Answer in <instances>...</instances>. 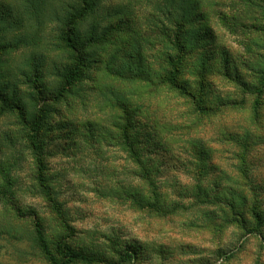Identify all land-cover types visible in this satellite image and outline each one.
<instances>
[{
    "label": "rangeland",
    "instance_id": "obj_1",
    "mask_svg": "<svg viewBox=\"0 0 264 264\" xmlns=\"http://www.w3.org/2000/svg\"><path fill=\"white\" fill-rule=\"evenodd\" d=\"M167 1L0 0V91L24 115L0 113V264H50L37 230L53 254L64 243L112 264H120L126 253L131 257L125 264H264V240L251 238L234 251V232L222 235L205 226L217 222L216 206L184 197L221 191L203 182L219 175L214 169L203 175L198 157L189 152L191 143H198L204 160V144L215 148L214 162L233 173L231 147L219 135L229 130L243 136L244 115L195 117L196 127L184 135L173 129L186 119L183 102L169 99L167 86L150 95L141 83L159 80L167 53L178 58L183 81L194 80L201 68L207 74L223 70L224 55L243 76L252 77L253 50L264 56V27L254 20L261 18L264 0ZM109 10L120 14L107 17ZM179 50H184L180 61ZM72 70H77L76 81L56 99ZM218 79L220 74H208V81L216 82L213 93L205 88L204 97L211 101L232 90ZM249 98L246 111L255 96ZM116 100L146 110L130 119L132 126L140 122L128 130L136 154L121 130L123 114L109 107ZM40 112L45 118L39 135L41 169L30 141ZM151 130L161 132L160 138L149 135ZM260 132L249 161L264 216ZM137 156L147 160L151 173L157 171L166 205L192 203L194 209L185 206L189 210L166 217L138 211L128 193L137 185ZM131 193L135 198L143 194Z\"/></svg>",
    "mask_w": 264,
    "mask_h": 264
},
{
    "label": "trees",
    "instance_id": "obj_2",
    "mask_svg": "<svg viewBox=\"0 0 264 264\" xmlns=\"http://www.w3.org/2000/svg\"><path fill=\"white\" fill-rule=\"evenodd\" d=\"M167 3H170V0H168ZM118 14H120L119 11L111 12L109 10L107 17L112 18ZM254 20L257 23L261 22V24L259 23L261 28L264 27V7L261 10V18H255ZM256 30H259V28ZM73 48L74 47H70V49ZM253 51L257 61L255 60L253 66H251V70H248L252 77L243 76L239 67L234 65L230 56L227 55L223 56V70L218 69L213 72L208 71L209 76L220 74L222 79H218V82L220 81L225 83L227 87L232 89L227 92V96L214 97L212 101L209 100V98L204 97L205 88L210 89L212 92V88L215 86L216 82H212L211 80L208 81V74L206 70L203 71V68H201L194 73V80L190 79L183 81L180 78L182 73L180 72L179 64L176 62L178 58L173 56L171 53L166 52V56L163 53L165 61L162 65L161 69L163 70L158 81H150V79H146V81L141 82L149 86L150 95L153 94L151 91L156 89V87L167 86L170 94V96L168 95V98L176 100L178 103L183 102L182 108L186 109L184 114L186 119L180 124L175 125L173 129L183 132L184 135H189L190 131L196 127L195 123L198 122L194 120L195 117H197V119H213L217 116H235V114L244 115L245 122L241 127L243 132H245L243 136H238L240 135L239 133L236 136L235 132L229 130H224L219 135L220 142L231 147V150L228 152L231 154L234 161L233 173L228 172L218 163L216 164L214 162L215 154L217 153L215 148L204 144L206 154L208 155V159L204 160V151L201 150V148L199 150L198 143H191V150H189V152L191 155L198 157V162L200 163L199 165H201L203 175L206 173L207 176L213 169L217 170L219 175L214 181L204 178L203 182L208 184L210 187L221 191L218 192V195L207 191L203 194H196V196H184L187 200L196 199L199 203H202V205L206 207L212 204H214L213 206H216L217 222H213L211 220V223L208 222L205 226L215 232L222 233V235L228 231L234 232V236L237 237L236 240L238 241L234 247V251H239L251 238L258 237L259 239L264 240V216H262L263 211L261 208L263 200L260 198V195L257 192V187L252 179L249 161L251 155L250 146L254 143L253 138L254 136L255 138L258 136V132L261 131L260 133H262L264 131V114H261L262 97L264 96V56L258 55L255 50ZM179 53L178 57L180 61V59L184 56V50H179ZM167 67H170V70ZM108 70L111 71L110 68H108ZM70 73L72 75L68 73L69 76L66 77L63 90L56 96V99H59L63 91L71 88L76 81L77 70H72ZM242 89L250 91L252 95H244L242 93ZM251 96H255V99H253L254 102L252 107L246 111L245 104L247 99H251L249 98ZM111 103H113L112 105H109L111 109L119 110L123 114L125 124L121 130L125 133L126 145L130 148L133 154H136L135 148L132 145V140L128 139V130L131 128L134 130V128H136L135 123H137V126H140V122H134V126H132L133 122L130 119H132V116L141 117V114H144L146 110L143 109L141 104H137L136 107L132 109L130 107V103L122 100H116ZM0 105V113L19 112L21 118L24 119V115L19 108V104H17L13 98L8 96L5 91H0ZM142 110L143 112H141ZM133 112L135 114H133ZM44 119L43 112H40L38 114V118L31 127L32 134L30 139L31 147L34 153H36V160L38 161L40 169L42 156L40 154L39 135ZM156 125L155 128L157 129L158 126L156 127ZM145 128L150 127L146 126ZM151 131L152 132H148L149 135L152 134V137H156V139L160 138L161 132L159 133L157 131V134H155L153 133V130ZM135 136L139 137V134H136ZM136 159V164L139 166L140 172L133 175L136 177L137 185L131 188L132 190H135V192H138L139 190L143 192V194H140L137 198H135L131 193V189L128 193H130L132 204H136L138 206V211L144 212L145 209H149L153 215L166 217L174 214L177 210H189L186 209L185 206L187 205L184 203L171 202L169 205H166L167 197L164 193L158 192L160 184L156 178L157 171L155 170V172H150L149 163H147V160L144 157L140 158V156H137ZM198 162L194 159L193 165L197 166ZM209 162L212 164H210L212 169H210ZM150 163L154 164L153 162ZM40 178H42V176H40ZM203 182L199 184V188L204 185ZM158 202H160L161 205H158ZM178 204H180V206ZM189 206L191 210L194 209V207H192V203ZM189 206H187V208H189ZM37 238L50 264H74L78 262L86 264H112L107 260L89 256L84 252L73 249L71 246L64 243H59L56 247V254H53L45 245L40 230H37ZM130 257L131 255L126 253L121 258L119 263L125 264L127 259Z\"/></svg>",
    "mask_w": 264,
    "mask_h": 264
}]
</instances>
